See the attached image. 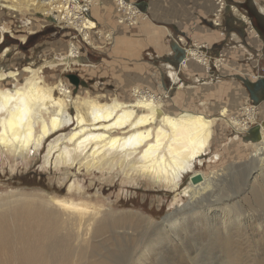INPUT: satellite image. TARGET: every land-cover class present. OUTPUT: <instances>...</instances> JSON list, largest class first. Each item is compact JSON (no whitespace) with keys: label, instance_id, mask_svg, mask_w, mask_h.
<instances>
[{"label":"rangeland","instance_id":"obj_1","mask_svg":"<svg viewBox=\"0 0 264 264\" xmlns=\"http://www.w3.org/2000/svg\"><path fill=\"white\" fill-rule=\"evenodd\" d=\"M227 2L225 14L228 16L240 18L246 15L248 20L249 16L242 8L251 6L258 11L254 0ZM98 3L93 9L97 29L91 32V45L74 30L63 29L56 22L33 14V10H27L26 6L18 12L0 6V65L6 70L24 73L19 85L25 81L27 66H42L47 84L66 80L74 94L91 97L105 94L121 101H131L135 98L134 89L140 88L162 97L164 106L172 113L189 109L218 116L220 109L226 107L230 110L229 117L237 116L244 119V123L248 122L244 109L247 105L254 107L256 104L245 81L256 82L259 81L256 78H264V43L260 41V34L257 36L254 25H244V35L233 36V41L222 42L219 36L215 53H212L213 47L208 43L176 35L174 41L179 40L186 51L200 49L199 52L207 54L208 58H218L216 65L219 64L213 66V59L212 66L194 60L191 70L183 66L178 70L175 65L164 63L162 52L155 51L156 48L168 47V38L173 34L171 30L145 17L139 24L149 20L152 29L134 35L132 30L117 28L119 14L115 0H99ZM223 28H219L220 32ZM149 37H154L156 48L154 44L147 43ZM132 38L134 41L131 43ZM72 42L78 45L79 55L67 66L62 60L68 55L66 52ZM130 47L141 48L142 51L132 53L128 50ZM6 49L9 52L1 57ZM242 51L246 52L243 56ZM171 65L178 73L180 83L184 84L182 87L170 83L167 71L173 69ZM198 71L201 75H195ZM70 75L78 76L87 85L74 84ZM198 76L200 81L195 79ZM12 82H7L9 88L14 85ZM259 106L258 116L249 128L262 125L264 121V102ZM70 113L76 115V110L71 107ZM73 127V124L65 126L26 158L8 153L0 157V203L22 193L62 197H69L70 194L71 197L73 194L68 188L75 181L83 187L81 192H85L84 197L77 192L78 200L85 199L98 208L102 207L103 213H115L121 224L125 223L118 224V238L107 234L99 240L102 244L96 243L100 253L107 255L114 264H264V161L254 156L259 139H251L243 133L237 137L230 125L218 120L203 163L199 161L194 171L190 170L185 175L182 187L174 191L154 186L145 178L126 181L120 171L89 174L85 168L79 169V163L72 165L69 171L55 168L54 159L47 164L51 142L71 132ZM194 172L214 176V194L206 193L204 196L206 201L216 205L213 203L206 210L199 206L195 208L196 204L191 203L192 206H187L192 207L191 210L180 218L183 222L175 229L172 222L167 224V220H171L178 207L189 203V197L184 195L183 190ZM227 204L239 207V218L232 209L231 213L227 212L230 208ZM260 225L263 227L259 228ZM65 239L72 250L68 264H92L86 256L82 259L78 255L84 245L76 237L68 235ZM94 246L95 243L88 247L87 255L97 254ZM193 254H199L194 261L190 259Z\"/></svg>","mask_w":264,"mask_h":264},{"label":"bare ground","instance_id":"obj_2","mask_svg":"<svg viewBox=\"0 0 264 264\" xmlns=\"http://www.w3.org/2000/svg\"><path fill=\"white\" fill-rule=\"evenodd\" d=\"M254 3L264 13V0H254ZM0 6L16 12L26 6L27 10H33V14L50 22L59 23L60 20L48 12L44 0H0ZM80 28L83 30V39L91 45V32L97 29V23L83 19ZM75 44L72 42L66 52L68 55L62 60L67 66L79 55L78 45ZM199 50L188 49L185 60L177 67L188 68L192 59L212 66L211 60L206 61L204 53ZM8 52L9 49H6L1 57H5ZM218 65L213 62V66ZM25 72V81L19 85L24 73L6 70L0 65V157L8 153L26 158L65 126L73 124L71 132L51 142L47 164L54 159L55 168L69 171L72 165L79 163V169L83 167L89 174L120 171L126 181L145 178L154 186L174 191L182 187L185 175L199 161L203 163L210 150L218 120L230 125L237 137L240 133L248 134L251 123L258 116L257 109L264 102L254 107L246 106L244 113L248 115L245 118L248 122L244 123L240 117H229L230 110L226 107L220 109L218 116L189 109L172 113L164 106L162 97L140 88L134 89L135 98L131 101H121L105 94L102 97L82 96L74 94L66 80L47 84L42 66H27ZM168 73L174 84H180L178 87L184 85L180 83L176 71L169 69ZM8 81L14 82L10 88ZM71 107L76 110V115L70 113ZM261 123V135L255 144L254 156L264 161V121ZM198 174L201 173L191 174L183 190L184 195L189 197V203L178 207L171 220H167V224L172 222L175 229L183 222L180 218L191 210L192 207H187L192 206L191 203L196 204L195 208L199 206L206 210L213 203L216 205L215 202L206 201L204 196L206 193L214 194V176L201 174L202 179L193 183L191 178ZM68 191L73 194L71 197L70 194L69 197H62L22 193L0 203V264H68L72 257V250L65 239L68 235L70 238L76 237L84 245L78 255L86 256L89 263L114 264L107 255L100 253L101 249L96 243L102 244L99 240L107 234L115 238L120 235L116 230L123 224L120 218L112 212L103 213L102 207L98 208L85 199L78 200L77 192H80V197L85 196L79 182H72ZM229 206L227 212L231 213L232 209L239 218V207L227 204ZM149 223L152 225L151 219ZM94 243L97 254L87 255L88 247ZM198 255L193 254L190 259L194 261Z\"/></svg>","mask_w":264,"mask_h":264},{"label":"crops","instance_id":"obj_3","mask_svg":"<svg viewBox=\"0 0 264 264\" xmlns=\"http://www.w3.org/2000/svg\"><path fill=\"white\" fill-rule=\"evenodd\" d=\"M142 1H146L147 3L146 16L149 18V20L152 22L153 20L158 21V23L163 24V26L161 25V27L165 28L166 30H171L173 33L172 34L173 36L170 35L168 38L169 43L167 45L168 47L166 48L165 47H160L159 49L156 48L155 45L156 41L154 40V37L153 38L149 37V39H147V43L154 44V48H156L155 51L162 52L164 63L173 64L175 65V67H177V65L179 64L176 54L172 49V43L174 42L175 40L174 37L176 35L182 34L191 41L208 43L210 46L213 47L212 53L213 52L215 53V50H217L218 48L217 44L219 41L218 39L219 36L221 37V41L225 42L228 39H230V41H233L234 37L236 36L239 37L238 34L244 35L242 33L244 32V30L237 24L235 20L236 15L228 16L227 14H225V17L223 19L226 35H221L220 30L216 28L212 24L211 19H209V17L213 15L214 10L216 9V5L213 0H142ZM95 7L96 6H94L91 10V17L93 19H94L93 9ZM149 20L148 22L143 24L142 23L139 24L140 23L139 21L135 25L120 24L117 21V28L119 27L121 30H132L134 35L136 34V32H138L137 34L139 35L142 32L145 31L147 32L152 29V25ZM133 41L134 39L132 38L131 43ZM260 41H263L261 37H260ZM130 48H128V50L129 51L131 50L132 53H134L135 51H142L141 48L140 50L133 49V47ZM241 54L243 56V54H246V52L242 51ZM227 60L229 61L230 59ZM193 61H194L193 59L189 61V67L186 69L191 70ZM172 68L175 70L173 66ZM178 70H181V67ZM195 75H201V73L198 71L197 74ZM167 76L168 78H170L168 71H167ZM198 78L201 77L198 76L195 79L197 81H200ZM169 80L170 83L174 84L171 78Z\"/></svg>","mask_w":264,"mask_h":264},{"label":"built area","instance_id":"obj_4","mask_svg":"<svg viewBox=\"0 0 264 264\" xmlns=\"http://www.w3.org/2000/svg\"><path fill=\"white\" fill-rule=\"evenodd\" d=\"M38 1V0H36ZM46 3V7L48 8V12L60 18L58 24L63 29H71L74 30L77 34L82 36L83 30L80 28V23L83 19H92L91 10L94 6L97 5L99 0H44ZM216 5V9L211 17L212 24L215 25L216 28H223V18L225 15V11L228 8L227 0H213ZM117 4V12L119 14L118 21L123 24H137L142 18L147 17L146 12H142L136 5L134 1L127 0H115ZM248 23L253 26L250 18H248ZM95 21V20H94ZM96 22V21H95ZM95 32H98L96 30ZM225 29L221 31V35H225ZM110 38V35H108ZM107 38V37H106ZM206 61L210 58L212 61V57L204 55ZM214 65H216V59H213ZM217 67V66H216ZM260 80V79H258Z\"/></svg>","mask_w":264,"mask_h":264},{"label":"water","instance_id":"obj_5","mask_svg":"<svg viewBox=\"0 0 264 264\" xmlns=\"http://www.w3.org/2000/svg\"><path fill=\"white\" fill-rule=\"evenodd\" d=\"M127 1H132V0H127ZM133 1L135 2V5L142 12H146V10H147L146 1H142V0H133ZM257 14L259 15V17L264 18V14L261 13L260 11H257ZM52 21H54V20H52ZM255 29L260 35H262L260 30H258L256 27H255ZM172 49H173L174 53L176 54L178 62L182 63L187 56L186 49L178 41H174L172 43ZM70 79L76 85H78V84H82L84 86L87 85L86 82L80 80V78L76 75H70ZM245 85H246L252 99L255 101V104L256 105L260 104L264 100V78L260 79L259 81H256V82H252L250 80L245 81ZM260 131H261L260 125L257 124L254 127H251L249 129L247 136L251 139L258 140V139H260V135H261ZM191 179H192L193 183H197L202 179V175L201 174L195 175Z\"/></svg>","mask_w":264,"mask_h":264},{"label":"flooded vegetation","instance_id":"obj_6","mask_svg":"<svg viewBox=\"0 0 264 264\" xmlns=\"http://www.w3.org/2000/svg\"><path fill=\"white\" fill-rule=\"evenodd\" d=\"M244 9V12L248 14L252 24L258 29L260 30L261 34L260 37L262 38L263 42H264V21H262V18L259 17V15L257 14V12L254 10V8H252L251 6H247V8H242ZM259 9V8H258ZM260 11V10H258ZM262 13V12H261ZM264 14V13H263ZM247 18V16H241L240 18L236 17V22L239 26H241V28L243 30H245L244 25L248 24V20L244 19ZM246 23V24H245ZM254 27V28H255ZM259 33H257L258 36ZM259 79V78H258Z\"/></svg>","mask_w":264,"mask_h":264}]
</instances>
